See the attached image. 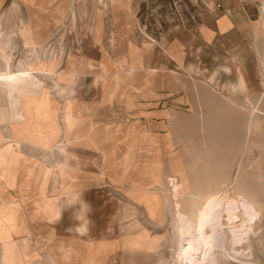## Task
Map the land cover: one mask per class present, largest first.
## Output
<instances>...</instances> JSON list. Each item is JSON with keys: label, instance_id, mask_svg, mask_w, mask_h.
Here are the masks:
<instances>
[{"label": "rangeland", "instance_id": "rangeland-1", "mask_svg": "<svg viewBox=\"0 0 264 264\" xmlns=\"http://www.w3.org/2000/svg\"><path fill=\"white\" fill-rule=\"evenodd\" d=\"M215 7L229 6L226 0H0L2 29L17 32L24 22L33 35L32 45L20 35L0 36V55L10 56L12 72L30 66L34 75L0 81L3 139L13 141L12 125L23 121L22 95L40 97L45 87L56 109L39 124L56 135L65 109L52 80L76 76V127L69 137L60 129L61 144L50 151L23 145L28 156L6 162L0 214L18 228L14 241L25 247V264L39 255L51 264H86L90 253L97 264H175L171 205L181 174L189 189L219 190L236 181L235 193L250 212L242 220L243 228L251 221L250 234L222 264H264V61L256 56L257 47L264 48V14L260 9L259 21L240 25L253 34L246 61H238L239 45L206 28L214 25ZM39 67L46 71L36 74ZM238 80L245 89L233 95L225 85ZM58 168V183L44 186V173ZM137 185L159 197L157 217L132 198ZM42 199L57 206V215ZM81 201L92 209L86 235L68 230ZM126 235L144 238L126 247ZM143 240L152 256L122 257L132 243L143 248ZM99 244L108 245L98 251Z\"/></svg>", "mask_w": 264, "mask_h": 264}, {"label": "bare ground", "instance_id": "bare-ground-1", "mask_svg": "<svg viewBox=\"0 0 264 264\" xmlns=\"http://www.w3.org/2000/svg\"><path fill=\"white\" fill-rule=\"evenodd\" d=\"M20 24H23V26L16 24L18 27L17 32L15 28L14 30L11 28L8 30L2 29L0 24V36L2 37L4 35L6 39H12L15 34L20 35L25 43L32 45L31 39L33 35L31 28L25 27L24 22ZM0 57L4 64L3 69L1 67L2 71H0V81L15 82L25 77L31 78L34 76L30 66L27 68H21L19 66L16 68V71L12 72L10 56L1 53ZM41 71L46 70L43 69ZM41 71L39 67L36 70V74ZM48 72H51V70L49 69ZM262 79L264 80V73ZM75 81L76 76L74 74L65 75L64 73L57 74L55 79L52 80L51 88L62 97L65 111L71 106ZM65 83L68 85H65ZM47 91L48 88L45 87L44 94L40 97L30 94L22 95L20 109L23 121L12 125L13 138H16V140L13 139V141L8 142L2 152L6 153L8 161L16 159L19 156L18 154H22V156L27 155L22 151L23 145L35 147L41 152H48L52 146L61 144L60 138L50 137L53 140L50 142L38 136L41 131L33 122L38 114H45L51 107L55 106L54 99L49 94H46ZM2 93H4L3 90ZM66 118H69V116L67 115ZM18 129L23 130L24 133H18L17 136L15 133H17ZM27 132H30L28 136ZM22 136L26 138H22ZM61 151L65 153L64 148ZM61 169L47 170L43 176V185L45 186L51 179L53 180V184H57ZM152 170L153 167L149 164L146 167V172L151 174ZM235 182L231 187L222 185L219 190L213 187L209 188L208 185L205 188L201 187V189L198 186L199 184H196L198 187L195 186L189 189L183 178V174H181V178L178 180L175 204L171 205L173 206L171 211L173 212L171 214V230L173 241L176 245L175 264H222L227 258L231 257L230 250L241 247L244 239H248L251 221L246 228H243L242 220L245 216L249 217L250 212L245 205V200L239 193H235ZM131 194L132 198L136 200V203L143 205L151 218L159 215L161 203L156 194L149 192L148 189L139 185L131 191ZM171 198L173 201V197ZM42 200L44 204L43 208L49 213L57 215V206L54 203L45 202L44 199ZM17 231L18 228H13L7 219L5 220L0 217V264H25L23 259L25 256V247L14 241V234ZM138 238L141 239L144 237L139 236ZM138 238H133L130 235L126 236L124 238V245L129 247L130 239L136 240ZM107 245L99 244L97 247L99 249L98 251L106 248ZM140 245L142 244L132 243V248L126 251L129 250L131 253H134ZM227 245L230 247L229 251ZM95 256V254L90 253L86 264H97ZM148 257L150 256L145 255L143 257L144 261ZM63 259L67 260V256L64 255ZM51 263L52 261L49 258H44L40 255L32 261V264Z\"/></svg>", "mask_w": 264, "mask_h": 264}, {"label": "crops", "instance_id": "crops-1", "mask_svg": "<svg viewBox=\"0 0 264 264\" xmlns=\"http://www.w3.org/2000/svg\"><path fill=\"white\" fill-rule=\"evenodd\" d=\"M124 1V0H123ZM128 1H134V0H128ZM216 1V0H215ZM220 0H217V2H219ZM227 6L229 7H224L223 9H218L217 7L214 8V14L211 15L212 16V20L214 25L212 27H206L207 30H211L212 33L215 34V36H220V37H226L228 36L231 41L236 42L239 45V50H241V52L239 53V58H237L238 61H246V44L248 43V34L252 32L251 31H247L244 30L243 27H241L240 25L246 24L248 22L252 23H256L257 21H259L260 19V13L259 10H263L260 11L261 14H264V3H263V7L259 8L255 5H253L252 3H248V2H243L242 0H226ZM216 5V4H215ZM227 9V10H226ZM252 29V27H249ZM45 32H41L38 31L37 34L40 36V38L44 39L45 41V37L44 34ZM255 36H256V32H255ZM262 39L264 40V35L262 37ZM43 41V42H44ZM260 49H262L261 53L259 48L257 47L256 49V56L259 58V61H264V48H262L261 44L259 45ZM219 64H223L221 62H216L215 65H219ZM63 66V67H62ZM66 66L62 65V61H60V64L58 66V69L60 71L65 70ZM189 70H191V68H189ZM240 76H242V78L246 80V74H239ZM238 75V76H239ZM238 78V77H237ZM236 75L234 79H229V81H235L237 80ZM225 88L228 90L229 93L235 95L240 93L241 91H243L245 89V85L243 83L242 80H238L236 83H228L227 85H225ZM2 96L4 97V93L2 94ZM1 98V96H0ZM55 109L56 107L53 106L51 107V109H49V111L45 114H38L35 119H34V124L40 129L41 133L38 134V136H40L42 139L44 140H48V141H53L50 137H54V138H60V129H63V135L66 134V137H69L70 131L72 132L73 129L76 127L75 123L76 121L74 120V117L72 115V103L71 106L68 108L67 111L64 112L63 115V127H59L58 128H54V130H56V135L53 132H48L49 129L45 130L44 128H42L40 126V118H47V117H52L53 113H55ZM69 116V118H66L67 115ZM45 120V119H43ZM2 129V126H0ZM6 128V127H4ZM13 133V132H12ZM18 133H24L23 130L18 129L17 133H15L18 136ZM30 132H27V136L29 135ZM59 133V134H58ZM15 135V136H16ZM22 138H26L24 136H22ZM64 138V139H65ZM16 140V138H13ZM8 141H6L5 139H3V136L0 132V204H2V187H3V183L5 184V193H6V187H7V182H8V171H7V156L6 153H2L3 152V148L7 146ZM5 154V155H4ZM4 160V161H3ZM2 162L4 164V166L2 167ZM2 215L0 214V217ZM3 218V217H1ZM129 236V235H126ZM124 236V238L126 237ZM131 236V235H130ZM133 237V236H132ZM136 238V237H133ZM124 251V250H123ZM142 251V255H139V252ZM157 252V250H156ZM125 254H123V258H138L141 259L143 254L147 255H152L151 252V248L150 247H146L145 245V240H143V248H139L137 249L136 252L131 253L130 251H124ZM114 258V256H113Z\"/></svg>", "mask_w": 264, "mask_h": 264}, {"label": "clouds", "instance_id": "clouds-1", "mask_svg": "<svg viewBox=\"0 0 264 264\" xmlns=\"http://www.w3.org/2000/svg\"><path fill=\"white\" fill-rule=\"evenodd\" d=\"M91 204L86 201H81L79 208L74 212L73 216L77 223L68 230L71 231L73 228L78 234L86 235L89 231V226L93 223L89 213L91 212ZM60 212V218H62V213Z\"/></svg>", "mask_w": 264, "mask_h": 264}, {"label": "built area", "instance_id": "built-area-1", "mask_svg": "<svg viewBox=\"0 0 264 264\" xmlns=\"http://www.w3.org/2000/svg\"><path fill=\"white\" fill-rule=\"evenodd\" d=\"M253 1H254V3H257L260 5L263 0H253Z\"/></svg>", "mask_w": 264, "mask_h": 264}]
</instances>
